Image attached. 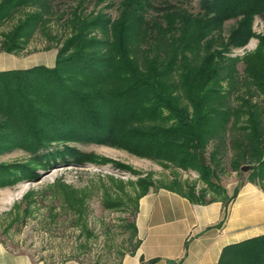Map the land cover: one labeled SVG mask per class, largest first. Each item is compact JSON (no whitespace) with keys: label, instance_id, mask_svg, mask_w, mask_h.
Segmentation results:
<instances>
[{"label":"trees","instance_id":"16d2710c","mask_svg":"<svg viewBox=\"0 0 264 264\" xmlns=\"http://www.w3.org/2000/svg\"><path fill=\"white\" fill-rule=\"evenodd\" d=\"M83 1L64 12L55 0H0V53L27 52L34 34L56 18L67 30L52 38L53 67L0 71V154L13 148L31 154L22 165L0 164V188L36 179V166L110 161L68 146L75 142L196 171L212 192L226 159L237 174L251 165L247 181L264 192V28L259 35L253 29L256 17L264 22V0H199L197 12L186 7L191 0H120L114 19L102 10L86 13ZM230 20L235 24L225 34ZM252 38L258 39L255 50L231 56ZM207 151L208 161L200 164L198 153ZM130 184L134 194L124 198L134 204V244L115 264L140 245L139 199L156 188L149 175ZM242 185L220 200L224 207ZM61 189L79 224L86 197ZM166 189L198 204L218 201L177 179ZM124 198L106 207L121 206ZM217 264H264V235L225 246Z\"/></svg>","mask_w":264,"mask_h":264},{"label":"rangeland","instance_id":"374dc122","mask_svg":"<svg viewBox=\"0 0 264 264\" xmlns=\"http://www.w3.org/2000/svg\"><path fill=\"white\" fill-rule=\"evenodd\" d=\"M198 1L191 0L186 7L197 12ZM76 2L79 0H55L56 6L64 12ZM119 2L120 0H84L81 7L86 13L102 10L114 19L118 15ZM61 20L56 18L50 22L44 33L37 31L27 47V52L16 56L19 59L25 56L40 57L42 52L52 57L56 55L57 49L52 38L67 34ZM234 24L233 20L226 22L224 33L227 34ZM9 27L10 24H6L1 29L5 31ZM263 28L264 22L256 17L253 23L254 32L257 35L262 34ZM257 45L258 39L252 38L245 47L233 50L231 56L252 52ZM238 70L242 75L241 63ZM68 146L110 161L103 164L91 161L82 164L57 161L55 164H46L43 168L36 166V179H19L13 185L0 188V246L13 254L28 256L33 264H63L70 260L79 264L118 262L121 254L127 253L134 244L130 228L134 204L133 201L125 199L124 195L134 194L130 182H136L138 177L151 176L156 188L169 187L177 179L194 186L196 192H204L206 200H227L232 196L235 187L248 183L250 172L240 171L241 174H237L226 159L222 166L223 171H218L219 189L212 192L206 189L207 185L193 170L184 171L173 165L161 166L106 145L73 142L68 143ZM56 147L60 148L61 145H53V149ZM208 155L209 152H205V163ZM30 157L31 154L25 150L13 148L0 154V164L22 165ZM113 162L127 165L133 172L117 168ZM63 186L64 189L68 187L75 194H84L86 197L79 224L76 221L77 211L68 209L62 200V194H65L61 189ZM67 191L68 189L65 192ZM226 191L232 194H226ZM28 193L31 196L26 200L23 197ZM107 194L109 197L106 200ZM117 197L124 198V203L118 207L107 208L106 204Z\"/></svg>","mask_w":264,"mask_h":264},{"label":"crops","instance_id":"0c3cea01","mask_svg":"<svg viewBox=\"0 0 264 264\" xmlns=\"http://www.w3.org/2000/svg\"><path fill=\"white\" fill-rule=\"evenodd\" d=\"M39 55L19 59L0 53V71L53 67L55 55ZM135 227L140 245L121 264H217L225 246L264 235V192L245 183L224 207L220 200L198 204L175 189L150 188L139 199ZM0 264L33 263L28 256L0 246ZM63 264L79 263L70 260Z\"/></svg>","mask_w":264,"mask_h":264},{"label":"water","instance_id":"95a60500","mask_svg":"<svg viewBox=\"0 0 264 264\" xmlns=\"http://www.w3.org/2000/svg\"><path fill=\"white\" fill-rule=\"evenodd\" d=\"M198 159H199V163L200 164H204L205 161H206V158L204 156V154L202 152H199L198 153ZM252 169V166L251 165H243L240 167V171L241 172H246V171H249Z\"/></svg>","mask_w":264,"mask_h":264}]
</instances>
